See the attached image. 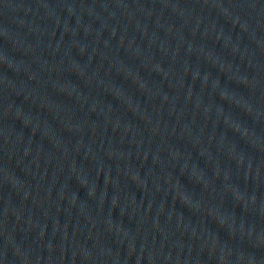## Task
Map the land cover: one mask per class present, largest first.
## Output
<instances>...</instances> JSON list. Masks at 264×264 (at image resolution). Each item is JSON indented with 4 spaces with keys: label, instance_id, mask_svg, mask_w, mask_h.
<instances>
[{
    "label": "water",
    "instance_id": "obj_1",
    "mask_svg": "<svg viewBox=\"0 0 264 264\" xmlns=\"http://www.w3.org/2000/svg\"><path fill=\"white\" fill-rule=\"evenodd\" d=\"M0 264H264V0H0Z\"/></svg>",
    "mask_w": 264,
    "mask_h": 264
}]
</instances>
